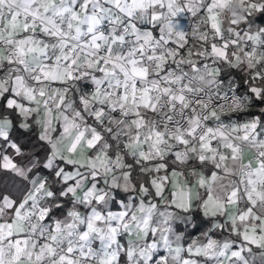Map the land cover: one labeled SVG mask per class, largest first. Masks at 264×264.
Instances as JSON below:
<instances>
[{
	"label": "snow or ice",
	"instance_id": "snow-or-ice-1",
	"mask_svg": "<svg viewBox=\"0 0 264 264\" xmlns=\"http://www.w3.org/2000/svg\"><path fill=\"white\" fill-rule=\"evenodd\" d=\"M0 264H264V0H0Z\"/></svg>",
	"mask_w": 264,
	"mask_h": 264
},
{
	"label": "trees",
	"instance_id": "trees-1",
	"mask_svg": "<svg viewBox=\"0 0 264 264\" xmlns=\"http://www.w3.org/2000/svg\"><path fill=\"white\" fill-rule=\"evenodd\" d=\"M190 231H192V232H193V235H195V234H198L197 232H195V230H194V229H190Z\"/></svg>",
	"mask_w": 264,
	"mask_h": 264
},
{
	"label": "crops",
	"instance_id": "crops-1",
	"mask_svg": "<svg viewBox=\"0 0 264 264\" xmlns=\"http://www.w3.org/2000/svg\"><path fill=\"white\" fill-rule=\"evenodd\" d=\"M196 235H198V234H195L194 236H196Z\"/></svg>",
	"mask_w": 264,
	"mask_h": 264
}]
</instances>
